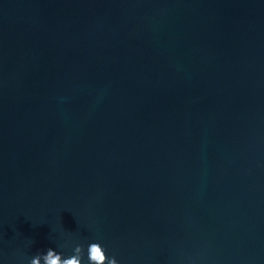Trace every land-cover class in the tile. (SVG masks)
I'll use <instances>...</instances> for the list:
<instances>
[{"label":"water","instance_id":"obj_1","mask_svg":"<svg viewBox=\"0 0 264 264\" xmlns=\"http://www.w3.org/2000/svg\"><path fill=\"white\" fill-rule=\"evenodd\" d=\"M91 242L264 264V0H0V264Z\"/></svg>","mask_w":264,"mask_h":264},{"label":"clouds","instance_id":"obj_2","mask_svg":"<svg viewBox=\"0 0 264 264\" xmlns=\"http://www.w3.org/2000/svg\"><path fill=\"white\" fill-rule=\"evenodd\" d=\"M103 249V252L101 251ZM55 253L56 257H61V254L55 252L52 248H48L46 255H36L31 259V264H39L41 258L46 261L49 260ZM105 251L102 245L99 242H91L87 247V264H103L105 261ZM66 259V264H84L83 262V245H77L74 248V254ZM49 264H55L54 261H49ZM107 264H118L116 258L113 256L111 258L107 257Z\"/></svg>","mask_w":264,"mask_h":264}]
</instances>
